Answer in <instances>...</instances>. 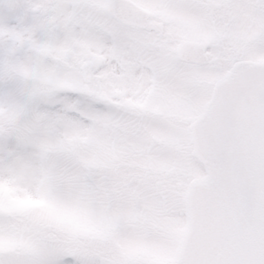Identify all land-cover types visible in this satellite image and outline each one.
<instances>
[{
	"label": "snow or ice",
	"instance_id": "obj_1",
	"mask_svg": "<svg viewBox=\"0 0 264 264\" xmlns=\"http://www.w3.org/2000/svg\"><path fill=\"white\" fill-rule=\"evenodd\" d=\"M0 264H264V0H10Z\"/></svg>",
	"mask_w": 264,
	"mask_h": 264
},
{
	"label": "rangeland",
	"instance_id": "obj_2",
	"mask_svg": "<svg viewBox=\"0 0 264 264\" xmlns=\"http://www.w3.org/2000/svg\"><path fill=\"white\" fill-rule=\"evenodd\" d=\"M6 4H7V1L0 0V16H7L8 15V9L5 6Z\"/></svg>",
	"mask_w": 264,
	"mask_h": 264
}]
</instances>
